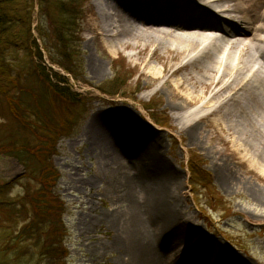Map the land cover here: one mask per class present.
<instances>
[{
	"label": "bare ground",
	"instance_id": "6f19581e",
	"mask_svg": "<svg viewBox=\"0 0 264 264\" xmlns=\"http://www.w3.org/2000/svg\"><path fill=\"white\" fill-rule=\"evenodd\" d=\"M93 4L103 29L94 31V37L106 50L129 49L141 56L140 66L152 72L149 82L167 93L169 115L192 120L190 142L200 141L194 121L210 117L239 120L237 134L252 132V141H243L252 153L238 159L234 150L216 175L225 187L240 182L251 190L255 202L264 205V192L254 190L245 179L249 168L264 175V130L259 123L264 119V0H94ZM153 60L161 70L151 66ZM94 66L93 72L100 74L101 66ZM94 134L98 143L115 153L109 160L112 186L129 183L128 205L109 218L115 232L113 249L121 251L123 264H204L208 245L182 210L173 190L178 175L160 157L157 142H144L146 155L138 161L139 154L128 148L127 141L139 140L136 127L122 125L112 133L101 125ZM233 164L243 168V177H237ZM193 236L195 240L183 246ZM210 264L249 263L237 261L219 245Z\"/></svg>",
	"mask_w": 264,
	"mask_h": 264
},
{
	"label": "rangeland",
	"instance_id": "374dc122",
	"mask_svg": "<svg viewBox=\"0 0 264 264\" xmlns=\"http://www.w3.org/2000/svg\"><path fill=\"white\" fill-rule=\"evenodd\" d=\"M93 2L90 0L86 7V20L80 40L86 84L72 79L68 81L72 90L87 97L88 104L76 107L69 114L65 112L68 119H78L77 126L71 135H62L57 139L56 154L51 158L60 174L56 191L65 204L63 223L68 233L65 239L69 252L68 264H123L119 258L121 251L113 249L115 232L109 218L116 212L121 213L128 205L129 183L122 181L112 186L114 177L109 160L115 153L95 138L94 132L101 125L111 129L112 133L122 125L136 127L139 140L128 137L127 141L128 148L139 154L138 161H144L146 155V151L142 150L143 143L152 139L157 142L160 157L178 175L179 180L173 184V190L181 202L182 210L200 229V236L208 245L209 255L203 258L204 264L212 262L219 245L237 261L264 264V205L255 202L251 190L240 182L225 187L216 175L222 168V162L230 159L228 155L234 150L238 159L252 153L248 152V148L246 151L243 144L245 138L252 141V132L245 129L237 134L239 120L210 117L194 121L200 141L190 142L187 133L192 120H175L169 115L167 93L149 82L152 72L150 68L140 66L141 56H136L129 49L106 50L94 37V31L103 29ZM37 22L34 8L31 28L36 40ZM7 59L14 61L15 56L10 54ZM36 63L40 62L36 60ZM120 63L124 65V70L133 74L119 90V94L126 98L102 95L99 88L105 89V85L113 78L114 64ZM93 64L101 66L100 74L93 72ZM43 66L44 73L51 76L46 56ZM151 66L158 71L162 69L161 64L154 60ZM53 69L59 75H64L58 68ZM116 91L118 89L111 92ZM148 103L151 107L159 108L154 110V113H158L156 118L159 121L167 119L169 127L157 126L150 119L151 114L146 106ZM125 112L130 113V117L122 118L121 114ZM6 116V104L0 102V124L6 121ZM259 123L264 130V119L259 120ZM27 135L26 132L22 133V136ZM17 136L22 140L20 134ZM190 163L194 166L193 174L189 171ZM34 165L36 169L37 165ZM232 166L238 178L244 176L243 168L236 164ZM137 170L142 169L138 167ZM248 170L249 175L245 179L251 182L254 190L264 192V175L257 174L251 168ZM124 173L125 176L127 171ZM0 185L8 186L2 192L5 200L20 201L30 192V195H35L38 183L25 174L22 165L14 157L0 155ZM137 197L141 199L143 195ZM21 208L30 212L26 203ZM31 215L30 212L27 218ZM25 220L26 217L21 216L13 223L7 213L0 211V247ZM196 237L186 239L183 246L190 245Z\"/></svg>",
	"mask_w": 264,
	"mask_h": 264
},
{
	"label": "trees",
	"instance_id": "16d2710c",
	"mask_svg": "<svg viewBox=\"0 0 264 264\" xmlns=\"http://www.w3.org/2000/svg\"><path fill=\"white\" fill-rule=\"evenodd\" d=\"M17 1L0 0V102L7 110L6 121L0 124V155L14 157L38 185L35 195L30 192L20 201L5 200L2 192L8 186L0 185V211L13 223L26 217L0 247V264H68L69 252L64 244L67 230L62 221L65 204L56 191L60 174L51 158L56 154L57 139L71 135L77 126L78 119H68L65 112L87 105L88 99L72 90L67 78L51 69V76L44 73L41 51L51 65L73 81L86 84L80 40L90 0ZM35 7L41 50L31 29ZM10 54L15 56L14 61L7 59ZM132 77L122 63L114 64L112 80L98 90L110 97L126 98L119 90ZM113 89L118 91L111 92ZM146 106L156 125L169 127L166 118H156L157 106ZM23 132L28 135L22 136ZM193 168L190 163L192 174ZM24 203L30 207L29 218L30 212L21 208Z\"/></svg>",
	"mask_w": 264,
	"mask_h": 264
}]
</instances>
